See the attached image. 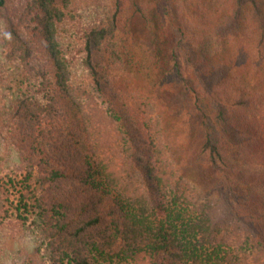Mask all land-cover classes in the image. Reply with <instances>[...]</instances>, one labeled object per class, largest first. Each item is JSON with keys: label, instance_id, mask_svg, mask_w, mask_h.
Masks as SVG:
<instances>
[{"label": "trees", "instance_id": "obj_1", "mask_svg": "<svg viewBox=\"0 0 264 264\" xmlns=\"http://www.w3.org/2000/svg\"><path fill=\"white\" fill-rule=\"evenodd\" d=\"M0 205L21 264H264V0H0Z\"/></svg>", "mask_w": 264, "mask_h": 264}, {"label": "rangeland", "instance_id": "obj_2", "mask_svg": "<svg viewBox=\"0 0 264 264\" xmlns=\"http://www.w3.org/2000/svg\"><path fill=\"white\" fill-rule=\"evenodd\" d=\"M82 14H84V20L87 22V10H82ZM79 20H83V17H79ZM27 28L30 36L37 35L35 39L38 41L40 36H38L37 23L31 20V17L27 21ZM36 49L42 60L40 43H36ZM14 161H19L17 152L11 157V163ZM24 234L15 219L10 220L3 217V208L0 205V264L22 263L23 258L27 256L25 248L30 242Z\"/></svg>", "mask_w": 264, "mask_h": 264}]
</instances>
